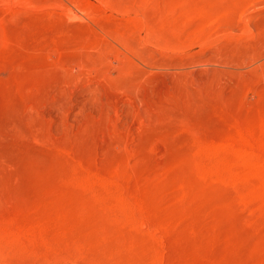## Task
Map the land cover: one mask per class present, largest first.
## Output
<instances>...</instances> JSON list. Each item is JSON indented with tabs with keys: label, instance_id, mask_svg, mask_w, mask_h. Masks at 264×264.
Returning a JSON list of instances; mask_svg holds the SVG:
<instances>
[{
	"label": "rangeland",
	"instance_id": "rangeland-1",
	"mask_svg": "<svg viewBox=\"0 0 264 264\" xmlns=\"http://www.w3.org/2000/svg\"><path fill=\"white\" fill-rule=\"evenodd\" d=\"M0 264H264V0H0Z\"/></svg>",
	"mask_w": 264,
	"mask_h": 264
}]
</instances>
